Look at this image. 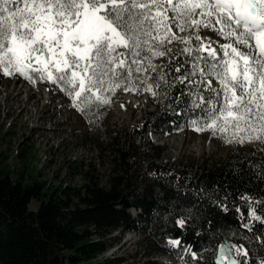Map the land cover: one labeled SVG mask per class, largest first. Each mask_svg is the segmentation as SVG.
I'll return each instance as SVG.
<instances>
[{"label": "trees", "instance_id": "trees-1", "mask_svg": "<svg viewBox=\"0 0 264 264\" xmlns=\"http://www.w3.org/2000/svg\"><path fill=\"white\" fill-rule=\"evenodd\" d=\"M197 49H167L153 75L155 108L105 135L112 156L106 184L92 175L79 187L48 186L0 166V264H47L52 245L64 264H126L110 254L118 231L143 233L158 254L170 249L169 239L179 240L189 264H217L225 240L234 243L238 264H264L263 151L192 165L166 158L151 140L206 122L193 101L209 99L202 81L211 76L187 74L196 64L207 72L215 61Z\"/></svg>", "mask_w": 264, "mask_h": 264}, {"label": "snow or ice", "instance_id": "snow-or-ice-1", "mask_svg": "<svg viewBox=\"0 0 264 264\" xmlns=\"http://www.w3.org/2000/svg\"><path fill=\"white\" fill-rule=\"evenodd\" d=\"M173 25L181 32L209 28L233 41L220 46V57L203 44L197 49L208 50L215 63H208L207 72L196 64L187 75L211 76L219 90L211 80L202 81L211 95L193 101L206 121L199 126L193 120L195 130L233 129V137L247 133L238 138L241 143L264 142V0H0V74L60 84L85 107L93 100L106 104L98 93L131 84L133 72L147 70L143 51L164 56L167 49L159 48L182 39ZM148 67L155 70L150 60Z\"/></svg>", "mask_w": 264, "mask_h": 264}, {"label": "rangeland", "instance_id": "rangeland-1", "mask_svg": "<svg viewBox=\"0 0 264 264\" xmlns=\"http://www.w3.org/2000/svg\"><path fill=\"white\" fill-rule=\"evenodd\" d=\"M172 32L182 39L166 42L160 51L165 48L188 51L201 48L203 44L208 50L216 49L220 57L223 55L220 46L233 43L209 28L186 27L181 32L173 25ZM236 46L248 51L243 45ZM141 56L147 57L155 70L148 67L146 60L147 70L133 72L131 84L124 81L114 91L98 93L109 103L93 100L86 107L82 101L68 95L60 84L48 80L33 83L18 74H0V166L11 171L15 178L37 179L48 186L79 187L92 175L106 184L112 173V156L105 135L117 130L122 132L145 111L155 108L154 91L146 88L152 86L153 75L157 74L163 56H154L147 50ZM144 80L147 84L142 82ZM209 80L219 90L218 81L213 77ZM132 84L135 88L126 90ZM77 104L84 110L81 111ZM196 126L189 122L174 134L155 133L151 136L152 143L164 151L166 158L192 165L207 162L211 165L232 153L248 152L253 147L264 153V142L247 139L239 142L238 138L246 136V132H236L233 137V129L214 134L211 129L196 131ZM229 139L232 142H228ZM87 172L90 174L86 175ZM38 205L33 201L31 209H37ZM115 236L120 242L110 254L124 257L126 264H189L184 253L175 246L162 254L147 248L143 233L118 231ZM47 264H64L62 255L53 245L49 248Z\"/></svg>", "mask_w": 264, "mask_h": 264}, {"label": "water", "instance_id": "water-1", "mask_svg": "<svg viewBox=\"0 0 264 264\" xmlns=\"http://www.w3.org/2000/svg\"><path fill=\"white\" fill-rule=\"evenodd\" d=\"M231 249L232 251L229 252L228 250ZM223 250V254H222ZM217 264H238V256L236 254L235 245L230 240H225L219 249L218 258L216 260Z\"/></svg>", "mask_w": 264, "mask_h": 264}]
</instances>
